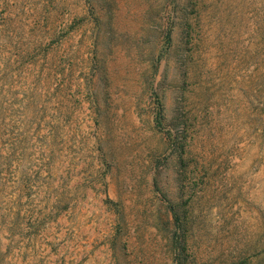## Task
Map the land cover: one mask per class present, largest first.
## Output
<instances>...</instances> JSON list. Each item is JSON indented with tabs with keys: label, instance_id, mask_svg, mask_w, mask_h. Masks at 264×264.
Here are the masks:
<instances>
[{
	"label": "rangeland",
	"instance_id": "obj_1",
	"mask_svg": "<svg viewBox=\"0 0 264 264\" xmlns=\"http://www.w3.org/2000/svg\"><path fill=\"white\" fill-rule=\"evenodd\" d=\"M0 264H264V0H0Z\"/></svg>",
	"mask_w": 264,
	"mask_h": 264
},
{
	"label": "trees",
	"instance_id": "obj_2",
	"mask_svg": "<svg viewBox=\"0 0 264 264\" xmlns=\"http://www.w3.org/2000/svg\"><path fill=\"white\" fill-rule=\"evenodd\" d=\"M175 217V216H174ZM175 221H176V219H175Z\"/></svg>",
	"mask_w": 264,
	"mask_h": 264
}]
</instances>
